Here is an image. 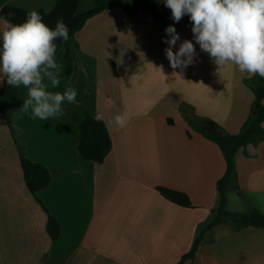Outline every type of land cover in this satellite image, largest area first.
Masks as SVG:
<instances>
[{"label": "crops", "instance_id": "obj_1", "mask_svg": "<svg viewBox=\"0 0 264 264\" xmlns=\"http://www.w3.org/2000/svg\"><path fill=\"white\" fill-rule=\"evenodd\" d=\"M103 1L80 0L77 12ZM55 6L56 0H0V11L50 12ZM165 8L161 24L146 11L128 22L123 9L108 8L67 40L54 57L59 86L43 81L47 91H77L76 101H65L59 116L45 121L20 110L28 98L23 85L0 115V264H178L211 221L227 163L216 143L188 134L181 109L237 135L255 100L245 83L254 76L233 65L218 71L196 43L189 16L175 22ZM169 25L180 36L174 52L184 40L196 50L194 63L182 71L165 54ZM86 113L102 117L113 141L102 164L79 152ZM118 114L125 116L123 127L112 120ZM9 124L26 157L51 173V183L37 197L26 185ZM235 166L240 190L231 191L239 202L230 209L229 195L228 210L243 212L250 203L264 212V141L239 149ZM159 187L187 194L193 207L171 202ZM49 215L60 224L57 240L47 232ZM185 264H264V228L216 226Z\"/></svg>", "mask_w": 264, "mask_h": 264}, {"label": "clouds", "instance_id": "obj_2", "mask_svg": "<svg viewBox=\"0 0 264 264\" xmlns=\"http://www.w3.org/2000/svg\"><path fill=\"white\" fill-rule=\"evenodd\" d=\"M164 3L175 22L189 16L196 43L209 54L218 71L233 65L241 73L264 78V0H164ZM165 31L169 37L163 41L168 45L166 57L174 70L182 71L194 63V44L184 40L174 52L180 36L171 25ZM68 38L69 28L62 17L53 29L35 10L27 14L23 23L0 16V83L6 78L13 88L21 85L28 88V98L20 110H31L33 119L47 121L59 116L65 101L69 104L76 101L74 88L51 92L43 83L47 78L53 88L59 86L58 72L52 71L59 69L54 58L55 41ZM96 118L102 119L99 115ZM112 120L120 127L126 124L122 114Z\"/></svg>", "mask_w": 264, "mask_h": 264}, {"label": "trees", "instance_id": "obj_3", "mask_svg": "<svg viewBox=\"0 0 264 264\" xmlns=\"http://www.w3.org/2000/svg\"><path fill=\"white\" fill-rule=\"evenodd\" d=\"M79 2L80 0H56V6L52 11H38V13L42 15L44 22L53 29L56 21L62 17L69 28L68 40L73 39L88 20L112 7L123 9L128 15V22L140 11L151 13L160 24L167 20L164 0H135L131 4H126L122 0H104L95 8L84 13L77 12ZM27 14L28 12L13 7H4L0 11V16L10 19L13 23H23ZM66 42L60 39L55 41L57 45L55 55ZM245 83L252 89L255 100L252 103L248 119L237 135L227 133L219 123L210 118L198 116L194 111H188L184 107L181 109L187 117L188 134L191 135V131H194L216 143L225 157L227 169L216 185L219 202L213 210L211 221L200 229L191 250L181 258L178 264L194 260L204 234L216 226L228 225L233 231L249 227L264 228V212L252 204L248 203L247 209L243 212H231L227 208L228 192L240 190L235 166L236 153L248 144L257 145L264 141V78L255 75L252 79H246ZM21 87L22 85L19 88H13L7 84L6 78L4 79L0 88V115H5L10 104L18 99ZM9 127L19 151L26 185L29 191L37 197L38 192L47 188L51 183V173L43 164L33 162L26 157L17 130L11 124ZM78 148L84 159L98 164L104 163L113 148V141L106 124L86 113L79 126ZM157 190L163 197L179 206L193 207L189 196L181 191L163 187H159ZM47 232L53 240H57L61 233L60 224L52 215H49L47 221Z\"/></svg>", "mask_w": 264, "mask_h": 264}, {"label": "rangeland", "instance_id": "obj_4", "mask_svg": "<svg viewBox=\"0 0 264 264\" xmlns=\"http://www.w3.org/2000/svg\"><path fill=\"white\" fill-rule=\"evenodd\" d=\"M228 196L230 195L231 203H230V209H237V202H239V198L232 192H228Z\"/></svg>", "mask_w": 264, "mask_h": 264}]
</instances>
